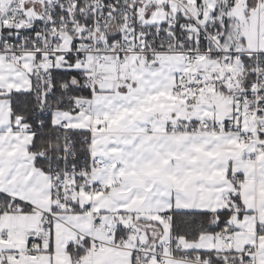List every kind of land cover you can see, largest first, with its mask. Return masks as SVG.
<instances>
[{
  "label": "snow or ice",
  "instance_id": "6c2138e0",
  "mask_svg": "<svg viewBox=\"0 0 264 264\" xmlns=\"http://www.w3.org/2000/svg\"><path fill=\"white\" fill-rule=\"evenodd\" d=\"M0 264H264V0H0Z\"/></svg>",
  "mask_w": 264,
  "mask_h": 264
}]
</instances>
